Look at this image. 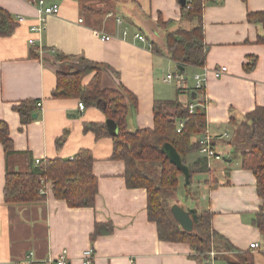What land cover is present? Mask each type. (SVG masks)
Masks as SVG:
<instances>
[{
	"label": "crops",
	"instance_id": "obj_1",
	"mask_svg": "<svg viewBox=\"0 0 264 264\" xmlns=\"http://www.w3.org/2000/svg\"><path fill=\"white\" fill-rule=\"evenodd\" d=\"M44 1L58 5L59 12L46 15L40 11L42 6L30 0H0V7L17 23L9 36H0V122L6 123L14 149L27 153L13 169L24 168L29 161L71 159L80 149H87L94 159L98 193L92 207H69L51 191L42 200L6 203V165L0 144V264H50L63 250L68 264H83L87 249L93 250L92 264H228L226 258L233 260V253L205 260L188 243L158 238L156 224L147 218L146 190L128 188L123 161L111 158L112 136L98 138L83 129L84 123H105L103 112L94 106L80 110L77 98L51 96L57 71L70 67L57 54L73 57L71 64L76 57L102 64V88L124 87L136 96L137 107L128 114L130 131L153 126L155 100L177 99L185 105L197 96L193 101L205 111L207 132L221 158H206L209 172L193 174L188 184L178 176V205L184 210H209L218 235L238 250L250 251L253 264H264V233L252 222L260 203L255 177L241 167L239 159L230 158L228 143L230 117L241 119L256 106H264V44L255 41L262 28L247 19V13L263 8L264 0H203L202 32L207 48L202 68L179 66L150 48L149 40L163 36L160 29L169 32L179 28L176 25L189 27L181 16L179 0ZM123 6L134 8V19L124 25L117 17L113 19ZM159 17L167 24L156 30ZM39 25L40 31H32ZM137 32L145 36L144 41L134 37ZM103 35L110 39L102 40ZM30 38L33 44L28 43ZM252 57L255 66L246 70L244 63ZM221 66L227 71L215 77L212 70ZM204 69V90L197 95L193 75ZM175 74H180L181 81L166 80ZM26 99L41 102V106L34 110L37 116L22 125L12 106ZM202 158L199 151L191 152L185 164ZM96 224L101 231L92 238ZM253 242L259 247L251 249Z\"/></svg>",
	"mask_w": 264,
	"mask_h": 264
},
{
	"label": "trees",
	"instance_id": "obj_2",
	"mask_svg": "<svg viewBox=\"0 0 264 264\" xmlns=\"http://www.w3.org/2000/svg\"><path fill=\"white\" fill-rule=\"evenodd\" d=\"M113 1L116 3L118 0ZM189 4V8H186V4L180 7L181 16L189 21V27H179L167 32L163 46H159L155 40H149V44L153 52L163 54L179 66L202 68L207 48L202 32L203 0H190ZM247 19L256 21L261 26L262 33L257 35L255 41L264 44V6L261 10L247 13ZM16 24L10 14L0 7V36H9ZM156 24L164 26L167 23L159 17ZM57 55L62 61L73 58ZM255 62V57L250 58L244 63V68L252 70ZM69 66L57 71L56 86L51 91V96L77 98L83 102L84 107H97L106 119L116 124V135H111L105 123L100 122L84 123L83 129L93 132L98 138L112 136L111 158L123 161L124 179L128 188L146 190L147 218L156 224L158 238L167 242L188 243L194 254L205 260L210 259L206 253L212 247H220L234 253L233 260L226 258L228 264H253V254L250 251L238 250L213 229L212 213L209 210L194 209L196 218L190 231L184 230L170 212L172 206H179L177 202H171V199L177 194L178 176L181 173L166 158L162 147L165 143L171 144L185 164L186 155L200 148L199 139L206 128L204 109L195 108L190 112L177 99L155 100L152 107L153 126L130 131L128 114L137 107L136 96L124 87L102 88L99 73L103 65L100 63L76 57L75 64ZM90 74H93L90 80L84 83V78ZM196 98L197 96L193 97ZM35 108L36 100L32 99L22 100L12 106L22 125L33 120ZM180 121V129L177 130ZM229 123L232 126L231 139L228 141L232 147L230 158L239 159L241 167L251 171L255 177L256 194L260 203L252 222L264 233V106H256L241 119L231 116ZM0 144L6 165L3 186V199L6 203L45 199V195L39 193L40 179L44 178L51 181L53 197L64 200L69 207L94 205L98 189L97 178L92 171L94 159L89 150L80 149L71 159L48 158L37 163L29 161L24 168L19 166L15 170L13 165H19L20 156H27V153L14 149L4 122H0ZM188 169L189 180L195 173L209 172L205 157L188 165ZM111 230L112 226L106 231ZM100 231L99 224H96L91 237ZM217 238L221 243L214 242Z\"/></svg>",
	"mask_w": 264,
	"mask_h": 264
},
{
	"label": "built area",
	"instance_id": "obj_3",
	"mask_svg": "<svg viewBox=\"0 0 264 264\" xmlns=\"http://www.w3.org/2000/svg\"><path fill=\"white\" fill-rule=\"evenodd\" d=\"M31 3L33 4H38L40 6H42V9H40V11H42V13L48 15V14H57L59 12V6L56 4L53 5H46L44 0H30ZM190 0H185V4H186V8L190 7L189 4ZM19 21L23 20V17H18ZM40 21L43 22L44 18L43 16L40 18ZM79 21H81V19H79ZM42 29L41 25L39 26H34L32 28V31L36 32V31H40ZM126 33V32H124ZM135 38H138L141 41L145 40V36L142 35L141 33L137 32L134 34ZM102 40H108L110 39L109 35H103L101 36ZM34 40L32 38L28 39V43L29 44H33ZM227 71L226 66H221L218 68H215L212 70V74L215 77H221L225 72ZM206 75H207V71L204 69L202 73H197L193 75L194 78V90L197 91V95L201 94L200 91L204 90V86H205V80H206ZM176 78L179 81H181L180 79H182V77L180 76V74H175V75H168L166 80H171ZM37 107L41 106V102H37L36 103ZM185 106L188 108V110L190 112H193L194 109L196 108V104L194 103L193 100H191V102H188L187 104H185ZM78 108L80 110L84 109V104L83 102L79 101L78 102ZM181 121L178 124V128L177 130L180 129L181 126ZM200 148H199V152L207 159L210 158H215V159H220V155L218 153L215 152L213 145H212V137L208 134L207 129L205 128L204 132L201 134L200 136ZM39 160L36 161V163ZM40 189H39V193L43 194V195H48V193L50 192V186H51V181L49 180H45L44 178L40 179ZM251 249H256L259 247V244L257 242H253L250 244ZM31 254V253H30ZM69 262V258L67 256L66 251H61L59 253V255L57 257H55L54 259H52V261H50V264H68ZM93 262V250L92 249H87L84 251L83 253V257H82V263L83 264H92ZM16 264H21V263H16Z\"/></svg>",
	"mask_w": 264,
	"mask_h": 264
},
{
	"label": "water",
	"instance_id": "obj_4",
	"mask_svg": "<svg viewBox=\"0 0 264 264\" xmlns=\"http://www.w3.org/2000/svg\"><path fill=\"white\" fill-rule=\"evenodd\" d=\"M180 5L185 4V0H179ZM182 70V67L180 68ZM37 113H33L32 117H36ZM105 125L111 135L117 134V126L112 121L107 119ZM162 150L171 164H173L177 170L184 177L185 182L189 183V169L186 164L181 160L180 154L177 150L169 143H165L162 147ZM170 212L175 219V221L186 231H190L193 226V220L196 218L195 210L188 209L184 210L181 207L174 205L170 208Z\"/></svg>",
	"mask_w": 264,
	"mask_h": 264
},
{
	"label": "rangeland",
	"instance_id": "obj_5",
	"mask_svg": "<svg viewBox=\"0 0 264 264\" xmlns=\"http://www.w3.org/2000/svg\"><path fill=\"white\" fill-rule=\"evenodd\" d=\"M111 1L114 2L113 0H111ZM121 1H126V0H121ZM126 4H128V2ZM133 9L134 8L132 6H129V7L128 6H123L122 10L119 12V14H117V16L114 14L113 19H115L117 17V19H119L122 22V25H124L123 22H126L127 23L129 20L134 19ZM110 11L113 12L114 9H112ZM156 25H157V27H154V28H156V30H158L157 29V28H159L158 27V24H156ZM177 27H180V25H176L174 28H177ZM172 28L173 27H170V29H172ZM152 30H153V28H152ZM159 31L163 34V36H161V35L158 34L157 37H154V38H155L156 43L159 46H163L165 34L167 33V31H164L163 29H160ZM68 62H69V64H71L74 61L73 60H70V59H67V60H64L63 61V63H68ZM230 139H231V136H230ZM50 191H51V186H50ZM176 195L177 194L175 193V196L171 199V202H177V204H178L179 203V200H178V196H176ZM231 253L232 252H227L225 249L220 248V247H218V248H216V247L213 248L212 247L206 254L209 256L210 259H213L214 257H219V256H222V255H227V257H229ZM231 257L234 258V256H231Z\"/></svg>",
	"mask_w": 264,
	"mask_h": 264
}]
</instances>
